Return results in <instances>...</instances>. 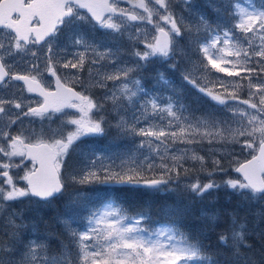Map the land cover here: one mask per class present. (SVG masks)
I'll list each match as a JSON object with an SVG mask.
<instances>
[{"label": "snow or ice", "instance_id": "6c2138e0", "mask_svg": "<svg viewBox=\"0 0 264 264\" xmlns=\"http://www.w3.org/2000/svg\"><path fill=\"white\" fill-rule=\"evenodd\" d=\"M179 4L0 0V264H264V0ZM98 184L176 200L153 229Z\"/></svg>", "mask_w": 264, "mask_h": 264}, {"label": "rangeland", "instance_id": "374dc122", "mask_svg": "<svg viewBox=\"0 0 264 264\" xmlns=\"http://www.w3.org/2000/svg\"><path fill=\"white\" fill-rule=\"evenodd\" d=\"M176 1L178 2L179 9H181V11L176 12L177 15L183 14V15L187 16L188 14L186 12L182 13V6L179 4V0H176ZM235 2L241 8H249L250 7L249 0H235ZM260 2H261V0H255V3L257 5ZM197 3H199L201 6H203L204 0H197ZM121 6L122 7H128L129 5L122 3ZM207 11H208V14L211 16L212 15L211 11L210 10H207ZM141 27L151 30L152 26L151 25H141ZM61 71H63V70H61ZM157 71H164V69L160 68L159 66H156V67L151 69V71L149 73V86H151V83L153 82V81H151V77L155 76ZM169 79H172V80L176 81L177 85H179V83H180V81L178 79V76L176 74H169ZM225 79H228V78H225ZM187 89L192 95H194V93L197 92L190 85L187 86ZM242 95H243V93H242ZM207 100H208V98H207ZM212 103H214V102L208 100V103H206V105L202 106V108H201L200 101L197 100V102L195 104H192L191 106H192L193 109H199V111H204L205 109H207L208 105H210ZM197 114H199V112ZM89 139H91L92 141L95 142V145H96L97 149H99V150H103V149L109 147L108 139H105L103 137H93V138H89ZM123 149H124V144L111 145V150L120 151V150H123ZM246 158H248L247 157V152L245 151V152L241 153L239 148H237L236 152H235V158L231 161V165L234 166V164H235V162L237 160L243 161ZM225 166L229 167V162L228 161L225 162ZM229 175L231 177H237L238 176L237 173H235L234 171L231 170V168L229 170ZM203 177H205V176H202L201 178H199L198 174H196V172H191L186 177H183V179L188 180V181H194L195 179L199 178L201 180V182H202V178ZM213 178H215L217 181H219L220 180V174H217ZM208 179H210V177H208L207 180ZM77 187H79V186H77ZM81 190L86 193L88 199L92 202V203L89 204L88 207L90 209H93V210L102 209L103 208V203L102 202L105 199L110 198L111 196L115 195L112 186H109V185H99L98 184V185H95V186L92 185L91 187L90 186H85ZM59 206H60L59 211L62 212L63 211V202H61V204ZM206 206H207V204H204V207H206ZM46 210H48V209H46ZM41 214L46 216V214H44V210H43V212ZM128 215L129 216H135L136 214H133V215L128 214ZM146 224H147V227L153 228V229H158V228H160L163 225V223L156 222V221H147Z\"/></svg>", "mask_w": 264, "mask_h": 264}, {"label": "trees", "instance_id": "16d2710c", "mask_svg": "<svg viewBox=\"0 0 264 264\" xmlns=\"http://www.w3.org/2000/svg\"><path fill=\"white\" fill-rule=\"evenodd\" d=\"M175 11L176 12L181 11V9H179L178 7L177 1H176ZM185 100L187 103L191 105L195 104L197 100H199L201 108L202 106L206 105V103H208V100L206 97H202L201 94L198 92H195L194 95H192L188 91V89L185 92ZM196 174H198L199 178H201L202 176H205L202 178V182H206L208 176H206L205 174L203 175L201 173H197V172ZM112 188L114 190L115 195L111 197L116 198L122 204V206L127 210L128 214H131V215L138 214L139 212L150 208L151 209V212H150L151 220L150 221L164 223V221L166 220V217H164L159 212V209L165 204L174 203L176 200L175 196H172V195L153 196V195L148 194L146 190L131 191L128 189H117L114 186H112ZM204 204H207V202H205ZM204 204L197 203L193 206V213L188 219V222L190 224H195L198 222L196 220V213L199 211L200 208L204 207ZM227 206L228 204L226 200V195L224 191H221L219 193V200L217 201L216 207L218 209H222ZM59 208L60 206L57 205L55 206L54 209L44 210V214H46V217H49L53 215L56 210H59ZM219 222L221 225L225 224L226 223L225 218L221 216Z\"/></svg>", "mask_w": 264, "mask_h": 264}, {"label": "bare ground", "instance_id": "6f19581e", "mask_svg": "<svg viewBox=\"0 0 264 264\" xmlns=\"http://www.w3.org/2000/svg\"><path fill=\"white\" fill-rule=\"evenodd\" d=\"M108 144V143H107ZM95 186V185H94ZM91 187V186H90ZM97 187V186H96ZM89 188V187H88ZM95 188V187H94ZM100 189V188H99ZM84 190V189H83Z\"/></svg>", "mask_w": 264, "mask_h": 264}, {"label": "flooded vegetation", "instance_id": "af4514ba", "mask_svg": "<svg viewBox=\"0 0 264 264\" xmlns=\"http://www.w3.org/2000/svg\"><path fill=\"white\" fill-rule=\"evenodd\" d=\"M50 79V78H49ZM70 111V110H69Z\"/></svg>", "mask_w": 264, "mask_h": 264}]
</instances>
